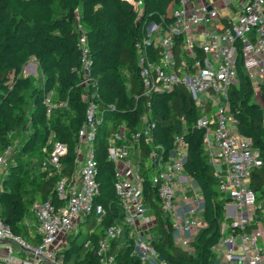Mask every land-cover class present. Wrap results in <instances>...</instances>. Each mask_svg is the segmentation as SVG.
Here are the masks:
<instances>
[{
    "label": "built area",
    "instance_id": "built-area-1",
    "mask_svg": "<svg viewBox=\"0 0 264 264\" xmlns=\"http://www.w3.org/2000/svg\"><path fill=\"white\" fill-rule=\"evenodd\" d=\"M131 2L143 22L142 34L135 42L142 89L134 92L131 108L139 115L134 121L127 117L109 120L114 129L106 136L107 159L114 163V188L122 216L106 228L96 246L91 240L85 245L96 250L100 264H115L117 249L123 245L116 242L125 236L141 264H170L151 242L158 213L150 193L158 212L172 223L176 243L193 249L207 221L201 188L185 169L189 156L187 119L182 117L183 130L174 134L170 146L156 143L154 137L157 121L152 98L183 87L198 110L193 127L205 129L203 146L225 201V217L232 219L221 224V235L212 246L215 264H264V186L262 191L252 186L253 172L263 167L264 158L253 139L237 129L228 95L230 87L239 82L240 58L254 97L261 95L264 0H177L167 13L156 18L150 14L145 19L142 0ZM77 46L81 52L77 85L83 89L81 98L87 104L86 119L77 133L78 170L59 178L57 201L34 202L39 243L15 233L0 216V243H9L0 248V264H66L59 256H65L62 250L69 236L89 216L94 215L99 222L107 215L99 201L102 185L95 140L109 112H126V108L102 98L86 32L79 33ZM44 102L48 116L68 104V100H54L52 93ZM50 143L52 149L43 169L50 167L62 173L69 147L61 140ZM146 146L149 150L145 156ZM10 147L0 153V189ZM12 245L26 255L15 254Z\"/></svg>",
    "mask_w": 264,
    "mask_h": 264
},
{
    "label": "trees",
    "instance_id": "trees-1",
    "mask_svg": "<svg viewBox=\"0 0 264 264\" xmlns=\"http://www.w3.org/2000/svg\"><path fill=\"white\" fill-rule=\"evenodd\" d=\"M42 1L44 0H0V153L12 144L11 135L14 131L31 129L27 132L16 161L9 164L7 173L2 177L0 216L15 233L35 243H39L40 238L36 236L34 229L36 218L33 204L35 201L49 199L57 201V181L63 174L72 175L76 171L77 133L86 119L87 110V104L81 98L83 89L77 85L80 75L76 69L81 64V52L77 46L78 40L76 41L79 34L72 17H59L43 22L40 25L44 33L41 41L36 31L30 32L32 37H27L25 30L28 25L25 19L17 17V9L24 10L33 3ZM60 1L69 11L82 4L97 17L88 33L94 36L90 48L95 61L94 74L99 78L101 86V96L108 103H116L118 108H126V112L121 109L109 112L95 140L102 185L99 201L106 207L107 215L99 222L94 215L89 216L80 224L78 231L69 236L68 248L64 251L65 263L74 256V264H100L96 250L90 249L85 243L91 240L93 246H96L106 228L122 216L114 188V163L107 159L106 136L108 130L114 129L110 128L109 120L115 117L138 120L139 113L131 108L135 100L134 92L142 89L135 42L142 34L143 22L139 21V13L129 0ZM142 1L145 19L150 14L156 18L161 13H167L169 6L177 0ZM50 52L55 56L51 62ZM34 56L43 70L42 85H34L32 77H17L23 66ZM237 69L239 82L230 87L228 92L230 108L239 132L253 139L264 158V107L255 100L254 88L241 58ZM50 93L54 100H68V104L56 108L48 116L44 99ZM260 97L264 101V84L261 86ZM152 103L157 121L154 129L156 143L170 146L174 134L183 130L182 117L188 121L186 126L189 131L186 137L189 156L185 169L196 179L203 193L207 226L198 234L192 250L181 247L175 241L172 223L164 220L158 212L156 201L149 193L154 212L158 213V225L151 242L161 257L170 264H215L212 246L221 235V224L232 219L225 217V201L217 188V178L203 146L205 129L193 127L199 115L195 102L188 90L177 87L169 94H156ZM130 125L133 126L131 123ZM51 135L55 140L66 142L69 147L68 154L63 158L62 173L50 167L43 169V163L52 149ZM147 150L148 146L145 156ZM27 153L39 157L40 161L35 166L40 167L38 175L32 176L31 169H23L21 158ZM29 177L31 190L26 193L23 186L25 179ZM146 186L149 190L151 183L148 182ZM252 186L258 191L263 190L264 165L253 172ZM28 215L33 216L32 223H28ZM80 237H83L81 242ZM118 243L123 245L117 249L115 264H141L140 258L132 254V247L125 236L116 242Z\"/></svg>",
    "mask_w": 264,
    "mask_h": 264
},
{
    "label": "rangeland",
    "instance_id": "rangeland-1",
    "mask_svg": "<svg viewBox=\"0 0 264 264\" xmlns=\"http://www.w3.org/2000/svg\"><path fill=\"white\" fill-rule=\"evenodd\" d=\"M132 1V0H129ZM141 6H144V3L142 1ZM17 17H22L25 19L27 23V29L25 30V34L27 37H32L31 33L32 31H36L39 34V40L41 41L44 37V33L42 32V29L40 25L43 22H46L48 20L54 19V18H71L73 21V25L75 29L78 31V34L81 32H86L88 37V43L89 46L92 45V42L94 41V36L90 35L88 32L94 24L96 23L97 17L95 15H92V11L89 8H85L82 4L79 5L75 10L69 11L65 4H63L60 0H44L40 3H33L28 8L24 10L17 9L16 10ZM79 37V35H78ZM78 37L76 38V41L78 40ZM55 56L50 52L49 53V62L53 61ZM32 77L34 79V85H42L44 83V74L43 70L40 66V63L36 56L32 57L24 66L19 75L17 77ZM28 98V94L26 96ZM256 102L261 104L264 107V101L261 99L260 95H257L255 97ZM30 106H28L27 109H29ZM30 130L26 131L24 129H17L13 132L11 135L12 138V144L10 147V152L7 154V166H9L10 163H14L16 161L17 155L20 154L21 146L23 144L24 139L27 137V132H30ZM50 140H55L52 135ZM82 152H86V148L82 149ZM46 160V159H45ZM39 157L36 155L31 154H25L21 158L23 169H31V175H38L40 172V167H35L37 163H39ZM78 170V167L76 165V171ZM29 171V172H30ZM31 176V177H32ZM30 177L28 179H25L26 183L23 186V190L28 193L31 190V185L29 184ZM2 188V187H1ZM32 215H28L27 221L28 223H32ZM84 230V228H83ZM72 237V236H71ZM70 237V238H71ZM83 239V237H80V242ZM16 247V246H14ZM18 247L14 248L17 249ZM60 255V254H59ZM64 256H59V261ZM75 257H70L66 260V264H74Z\"/></svg>",
    "mask_w": 264,
    "mask_h": 264
},
{
    "label": "crops",
    "instance_id": "crops-1",
    "mask_svg": "<svg viewBox=\"0 0 264 264\" xmlns=\"http://www.w3.org/2000/svg\"><path fill=\"white\" fill-rule=\"evenodd\" d=\"M8 245L9 243H0V248L1 249H4V247H5V245ZM69 244V243H68ZM15 245H12V248H13V252L15 253V254H17V255H20V256H25L26 255V253L25 252H23V251H21L19 248H17V249H15L14 250V248H16V247H14ZM68 248V245L62 250V252H64L66 249Z\"/></svg>",
    "mask_w": 264,
    "mask_h": 264
}]
</instances>
